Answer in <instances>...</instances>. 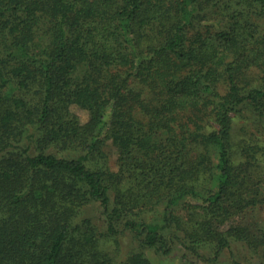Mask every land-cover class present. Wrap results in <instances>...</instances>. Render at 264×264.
Returning a JSON list of instances; mask_svg holds the SVG:
<instances>
[{"label":"trees","instance_id":"trees-1","mask_svg":"<svg viewBox=\"0 0 264 264\" xmlns=\"http://www.w3.org/2000/svg\"><path fill=\"white\" fill-rule=\"evenodd\" d=\"M262 212L264 0H0V264H264Z\"/></svg>","mask_w":264,"mask_h":264},{"label":"rangeland","instance_id":"rangeland-1","mask_svg":"<svg viewBox=\"0 0 264 264\" xmlns=\"http://www.w3.org/2000/svg\"><path fill=\"white\" fill-rule=\"evenodd\" d=\"M77 115H79L81 117V121L82 122H86L88 120V114L86 112L83 111H76ZM242 122V121H239ZM110 167L113 171H118L119 167H118V154L116 151L114 150H110ZM64 154V153H62ZM69 154V153H68ZM256 216L262 217V219H264V212L260 213L259 215H255V213H250V215L248 216V220L250 223L254 222V219ZM258 222H263V220H259ZM136 248V244L133 243L132 239L130 236H128L127 238H124V240L122 241V251L123 253L120 254L121 257H123V255L126 256V254L132 252L133 250H135ZM138 251V250H137ZM146 256L152 260L153 263L155 264H189L190 261L195 260L196 258L192 257V256H188V259L184 257L185 254H187L186 250L182 247V246H178L174 252L167 257H160L159 255L156 254L155 251L153 250H145L144 251ZM234 253L236 255L237 258H239L240 260L243 261H251L253 260L252 256L249 254L248 250L244 249L243 247H234ZM203 255L209 257L212 256V253H210L209 251H205L202 253ZM227 257H223V263L229 261V257L226 254Z\"/></svg>","mask_w":264,"mask_h":264}]
</instances>
